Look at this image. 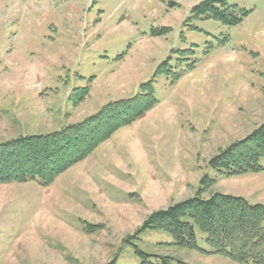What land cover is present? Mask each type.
I'll return each instance as SVG.
<instances>
[{"label": "rangeland", "instance_id": "obj_1", "mask_svg": "<svg viewBox=\"0 0 264 264\" xmlns=\"http://www.w3.org/2000/svg\"><path fill=\"white\" fill-rule=\"evenodd\" d=\"M202 1L0 0V142L57 131L149 81L156 100L51 185L0 184V264H237L198 231L185 248L141 229L198 191L264 205V158L229 178L208 164L264 124V0H223L233 25L193 16Z\"/></svg>", "mask_w": 264, "mask_h": 264}, {"label": "trees", "instance_id": "obj_2", "mask_svg": "<svg viewBox=\"0 0 264 264\" xmlns=\"http://www.w3.org/2000/svg\"><path fill=\"white\" fill-rule=\"evenodd\" d=\"M237 11L223 0H203L191 9V14L233 25ZM152 83L140 85L136 95L109 102L94 114L57 131L0 142V184L36 181L44 187L51 185L113 133L131 125L156 104ZM86 90H75L81 93L77 100H83ZM261 158H264V124L230 144L208 164L219 177L229 178L259 172ZM206 182L214 181L204 176L200 184ZM199 192L196 197L151 213L141 229H162L172 235L175 245L185 248H196L198 231L205 234L213 253L237 264H264V205L222 193L204 199ZM139 255L141 264H171L166 257Z\"/></svg>", "mask_w": 264, "mask_h": 264}]
</instances>
